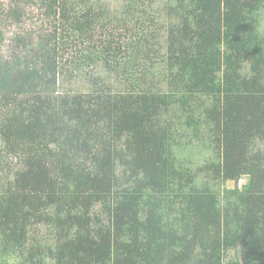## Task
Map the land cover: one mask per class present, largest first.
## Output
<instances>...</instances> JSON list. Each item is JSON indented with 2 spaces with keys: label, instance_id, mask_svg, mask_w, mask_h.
I'll return each mask as SVG.
<instances>
[{
  "label": "trees",
  "instance_id": "16d2710c",
  "mask_svg": "<svg viewBox=\"0 0 264 264\" xmlns=\"http://www.w3.org/2000/svg\"><path fill=\"white\" fill-rule=\"evenodd\" d=\"M31 3L0 55V264H264V0L0 19Z\"/></svg>",
  "mask_w": 264,
  "mask_h": 264
},
{
  "label": "rangeland",
  "instance_id": "374dc122",
  "mask_svg": "<svg viewBox=\"0 0 264 264\" xmlns=\"http://www.w3.org/2000/svg\"><path fill=\"white\" fill-rule=\"evenodd\" d=\"M104 2L110 3L111 6L113 7H120L121 3L123 0H103ZM11 0H0V11L2 9H8L10 5ZM26 18L24 21L20 23H16L15 21L12 20H4L0 19V31L2 32V36L4 39H1L0 36V55L3 57H9L10 51L13 50L11 44L12 38L16 36V34H24L27 32H30L34 34L36 31L41 29L42 23H44V18L40 13V9L35 6L34 4H27L26 5ZM262 25H264V20L262 22ZM21 50V49H20ZM19 48H15V51L18 52L20 51ZM88 75L87 74V79L86 77H78L72 81L66 80L65 81V87H71L76 90H83L86 91L91 87V83L88 80ZM111 82H114L113 79L110 80ZM116 85H119L116 81L114 82ZM193 150V153L190 155L198 156L199 155V161L203 160L207 156L208 151H202L200 154L198 153L197 150ZM247 178H243L239 181V186H241L244 182H246ZM235 183L233 181L228 182L229 187H233ZM94 211L96 213L95 216L103 217L106 218L107 220V214L104 217V214L102 213L101 207L99 205H96L94 207ZM99 215V216H98ZM238 255L236 250H233L230 252V256L236 257Z\"/></svg>",
  "mask_w": 264,
  "mask_h": 264
}]
</instances>
